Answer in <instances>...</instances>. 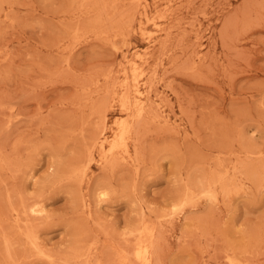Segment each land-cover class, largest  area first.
I'll use <instances>...</instances> for the list:
<instances>
[{"label": "rangeland", "instance_id": "rangeland-1", "mask_svg": "<svg viewBox=\"0 0 264 264\" xmlns=\"http://www.w3.org/2000/svg\"><path fill=\"white\" fill-rule=\"evenodd\" d=\"M263 187L264 0H0V264H264Z\"/></svg>", "mask_w": 264, "mask_h": 264}, {"label": "bare ground", "instance_id": "bare-ground-1", "mask_svg": "<svg viewBox=\"0 0 264 264\" xmlns=\"http://www.w3.org/2000/svg\"><path fill=\"white\" fill-rule=\"evenodd\" d=\"M136 1V0H135ZM137 3V2H136ZM124 11V10H123ZM146 18H147V16H146ZM152 18V17H151ZM107 19V18H106ZM148 20V19H147ZM117 22V21H116ZM151 22V21H150ZM153 23V22H152ZM117 24V23H116ZM110 25V24H109ZM158 28V27H157ZM76 32H77V30H76ZM151 33V32H150ZM153 33V32H152ZM150 36V35H149ZM131 60V59H130ZM135 60V59H134ZM134 60H133V63L131 64L132 66H133V69L134 70H136V72L138 71V69H137V63L136 62H134ZM129 61V60H128ZM136 61V60H135ZM140 70V69H139ZM129 71V70H128ZM125 72V71H124ZM131 73H132V71H130ZM124 75H125V73H124ZM136 75H138V74H136ZM139 75H141V76H143L144 74H142V72H141V74H139ZM133 76V75H132ZM140 76V77H141ZM104 77V76H103ZM139 77V78H140ZM106 78V77H105ZM110 80H112V79H110ZM109 80V81H110ZM113 81V80H112ZM131 81H132V79H131ZM138 81V80H137ZM107 82V81H106ZM116 82V81H115ZM93 83V82H92ZM96 83H97V81H96ZM108 83V82H107ZM106 83V84H107ZM94 84H95V82H94ZM121 84H123V82L121 83ZM96 85V84H95ZM95 85H93V86H95ZM107 86V85H106ZM113 86H115L114 84H113ZM128 86V85H127ZM103 88V87H102ZM101 88V89H102ZM129 90V89H128ZM95 92V91H94ZM93 93V92H92ZM98 93V92H97ZM115 94V93H114ZM105 95H107V94H105ZM134 95H135V97H136V100L138 101V103H136L135 104V106L137 107V109H138V112L141 114V111L143 110V104H141L140 102H142V100H140L141 99V95H142V92H141V90H140V87L139 86H135V89H134ZM85 96H87V94L85 95ZM101 97V96H100ZM106 100H108V97H107V99ZM105 100V101H106ZM135 100V99H134ZM139 100H140V102H139ZM103 101H104V99H103ZM104 101V102H105ZM117 101V100H116ZM132 101V100H131ZM120 102V101H119ZM100 104V103H99ZM102 104V103H101ZM133 104V103H132ZM91 105H92V103H91ZM93 106V105H92ZM102 106H104V104H102ZM122 106H124V104L122 105ZM105 108H106V105H105ZM105 113V112H104ZM140 114H139V116H140ZM10 117V116H9ZM87 118H88V116H87ZM86 124V123H85ZM121 128H122V132H121V134H120V137L121 136H123L126 132H127V129H126V126L125 125H121L120 126ZM129 127V126H128ZM3 128V127H2ZM100 130V129H99ZM83 136V135H82ZM83 138V137H82ZM122 139V138H121ZM124 139V138H123ZM106 143H107V138H104V139H102V140H100L98 143H97V147H98V149L100 150V151H104L105 150V146H106ZM85 144V143H84ZM86 145V144H85ZM114 146V145H113ZM229 149V148H228ZM231 149V148H230ZM110 150H112V147H111V149ZM241 150H242V148H241ZM228 151V150H227ZM229 151H231V150H229ZM249 152V151H248ZM260 153H261V151H260ZM245 156V155H244ZM251 156V155H250ZM108 157H107V155L106 154H103L102 156H101V160H106ZM136 158V157H135ZM245 158H247V156H245ZM248 159V158H247ZM246 160V159H245ZM220 161V160H219ZM218 161V162H219ZM88 162V161H87ZM103 162H105V161H103ZM240 162V161H239ZM248 163H251V161L250 162H248ZM254 163V162H253ZM258 170V169H257ZM232 171V170H231ZM253 171V170H252ZM76 173V171L74 172V174ZM226 173V172H225ZM137 174V173H136ZM211 174V173H210ZM233 174V173H232ZM222 176V175H221ZM243 176V175H242ZM136 177H137V175H136ZM230 177V176H229ZM258 177V176H257ZM219 178V177H218ZM220 179V178H219ZM212 180V179H211ZM224 180V179H223ZM258 180V179H257ZM196 181H197V179H196ZM218 181V180H217ZM222 181V180H221ZM197 182H200V181H197ZM196 182V183H197ZM223 182V181H222ZM184 183H186L185 181H184ZM207 183H209V182H207ZM230 183H231V181H230ZM201 186V185H200ZM199 186V187H200ZM185 187L187 188V186H186V184H185ZM233 187V186H232ZM262 187V186H261ZM235 188V187H234ZM264 188V187H263ZM188 189V188H187ZM208 189H209V187H208ZM211 189V188H210ZM188 191V190H187ZM192 191V190H191ZM213 191V190H212ZM186 192V191H185ZM203 192V191H202ZM193 193V192H192ZM103 194H105V193H103ZM187 194V193H186ZM206 193H204V195H205ZM193 195V194H192ZM191 195V196H192ZM202 195V194H201ZM209 195H211L210 193H209ZM208 195V196H209ZM215 196V195H214ZM214 196H209V197H214ZM102 197H103V195H102ZM108 197V196H107ZM203 197V196H202ZM208 197V198H209ZM104 198V197H103ZM186 198V197H185ZM206 198H207V196H206ZM214 198H216V197H214ZM101 199V198H100ZM99 199V200H100ZM186 200H188L189 201V199H186ZM186 200H184V204H185V202H186ZM191 200H192V197H191ZM209 200V199H208ZM208 200H207V202H208ZM215 200V199H214ZM103 202H106V200L104 201L103 200ZM103 202H101V203H103ZM108 203V202H107ZM180 204H181V202H179ZM182 203V204H183ZM209 203V202H208ZM175 204V203H174ZM101 206V205H100ZM183 206V205H182ZM25 205L23 206V209L25 210ZM99 207V206H98ZM176 207H178L177 205H176ZM175 207V208H176ZM33 207H31V210L30 211H32V212H35L36 214H40V213H37V212H39V210H37V209H32ZM36 208V207H35ZM179 208V207H178ZM181 208V207H180ZM30 209V208H29ZM45 209V208H44ZM43 209V210H44ZM178 210V209H177ZM173 211V210H172ZM16 215H18V213L16 214ZM169 216V215H168ZM143 221V220H142ZM143 223H145V222H143ZM147 223V222H146ZM12 224V223H11ZM149 224V223H148ZM1 225V224H0ZM151 226H153L152 224H151ZM144 227V226H143ZM147 227H148V225H147ZM142 228V227H141ZM145 228V227H144ZM149 228V227H148ZM147 228V229H148ZM143 229V228H142ZM141 229V230H142ZM146 229V228H145ZM144 229V230H145ZM197 229V228H196ZM21 230V229H20ZM139 230V229H138ZM144 230H142V233L144 232ZM141 232V231H140ZM149 232V231H148ZM148 232H146V230H145V233H147L148 234ZM18 233H19V231H18ZM2 234V233H1ZM134 234V233H133ZM140 233H138V235H139ZM152 234V233H151ZM146 235V234H145ZM144 235V236H145ZM153 235V234H152ZM151 235V236H152ZM143 236V237H144ZM150 236V237H151ZM128 237V236H127ZM148 237V236H147ZM149 237V239H151ZM5 238V237H4ZM139 239V238H138ZM141 239V238H140ZM139 239V241L141 242V241H143V240H140ZM6 240V239H5ZM29 240V239H28ZM37 241V240H36ZM136 241V240H135ZM147 241V240H146ZM151 241V240H150ZM30 243V242H29ZM126 243H127V241H126ZM135 243V242H134ZM143 244H144V241L142 242ZM141 243V244H142ZM148 243H150V242H148ZM141 244H139V246L141 245ZM242 244H243V242H242ZM23 246V245H22ZM135 246V245H134ZM139 246H138V248H139ZM241 246V245H240ZM244 247V246H243ZM138 248H136L137 250H135V251H138L139 249ZM245 248V247H244ZM134 249H135V247H134ZM241 249V248H240ZM96 250V249H95ZM94 250V251H95ZM242 250V249H241ZM5 252H6V250H4ZM115 251V250H114ZM120 251H118L117 253H119ZM232 252H234V251H232ZM236 252V251H235ZM132 253V252H131ZM74 254V253H73ZM120 254V253H119ZM125 254V253H124ZM134 254V253H133ZM43 255V254H42ZM135 255V254H134ZM136 255H137V260L141 263V264H150L149 263V255H148V251H147V249L145 248V246H144V248H141L137 253H136ZM74 256V255H73ZM120 256V255H119ZM126 256V255H125ZM232 256H234V254L232 255ZM230 258V257H229ZM4 259V258H3ZM30 259V258H29ZM124 259V258H123ZM117 260H119V259H117ZM24 261V260H23ZM120 261V260H119ZM121 263V262H120ZM122 263H124V262H122ZM155 264V263H154Z\"/></svg>", "mask_w": 264, "mask_h": 264}]
</instances>
